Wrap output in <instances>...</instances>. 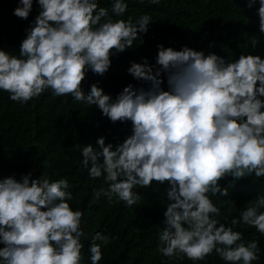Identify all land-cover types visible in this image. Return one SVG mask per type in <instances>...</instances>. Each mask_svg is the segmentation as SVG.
Returning <instances> with one entry per match:
<instances>
[{
    "label": "clouds",
    "instance_id": "clouds-1",
    "mask_svg": "<svg viewBox=\"0 0 264 264\" xmlns=\"http://www.w3.org/2000/svg\"><path fill=\"white\" fill-rule=\"evenodd\" d=\"M257 2L264 34V0H246L249 9ZM36 3L38 15L25 29L19 54L0 48V91L20 105L46 92L53 98L70 96L98 108L112 124L130 122L131 134L115 147L105 136L95 147L84 146L80 163L89 179L102 177L108 184L109 206L132 208L141 200L135 189L167 184V227L157 251L169 261L186 258L196 264L213 252L225 264L258 261L259 241L245 243L233 228H255L264 236V195L249 201L227 226L211 197L229 195L221 185L228 178L264 177V58L241 53L226 60L214 52L161 44L155 65L145 58L127 69L147 88L129 84L113 99L97 83L85 91L83 82L89 71L103 77L111 58L132 49L134 41L142 44L139 34L147 33L151 17L113 19L99 0ZM32 8L33 0H18L13 15L28 20ZM127 8L123 0H114L112 13L121 17ZM68 189L67 177L32 179L29 172L20 180L0 178V264H82V240L88 234L81 226L83 212L69 204L74 197ZM114 239L102 232L91 236V264H99L102 247Z\"/></svg>",
    "mask_w": 264,
    "mask_h": 264
},
{
    "label": "trees",
    "instance_id": "trees-1",
    "mask_svg": "<svg viewBox=\"0 0 264 264\" xmlns=\"http://www.w3.org/2000/svg\"><path fill=\"white\" fill-rule=\"evenodd\" d=\"M113 2L99 0V6L106 8L113 19L127 20L132 16L135 21L140 15L148 14L151 17L148 31L139 34L142 44L134 41L132 49L111 58V67L103 77L89 71L83 82L85 91L90 90L92 83H97L105 94L115 99L129 84L147 88L145 82L135 80L127 69L132 62L143 63L145 58L150 65H155L158 45L161 44L175 50L187 46L203 50L206 55L214 52L226 60L238 59L241 53L264 58V34L259 32L258 2L249 9L246 0H162L159 5H151L147 0L144 3L123 0L128 8L121 17L112 13ZM17 6L18 0H0V48L12 55L19 54L25 29L38 15L36 0H33L28 20L13 15ZM256 40L258 43L253 47ZM163 87L167 90L166 83ZM130 134V122L112 124L98 108L73 102L70 96L53 98L46 92L20 105L11 101L8 93L0 91V178L12 176L20 180L29 172H32V179L41 174L51 181L68 178V191L74 197L69 204L73 210L83 212L81 226L88 234V238L82 240V264H91L88 245L95 232L116 237L102 247L103 259L99 264H193L186 258L169 261L157 251L160 234L167 227L163 223L167 184L158 188L153 183L151 188L135 189L141 193V200L132 208L125 207L123 203L109 206L105 195L108 184L102 177L95 181L89 179L80 163L82 148L89 144L95 147L98 137L105 136L106 143L115 147ZM221 185L229 195H217L211 199L221 209L218 219L226 226L233 217H240L249 201L264 195V177L257 179L253 175L235 182L228 178L221 181ZM225 200L233 203H224ZM233 230L243 233L245 243L252 239L259 241L260 258L252 264H264V236L247 226H237ZM196 264L225 262L213 252L205 261H197Z\"/></svg>",
    "mask_w": 264,
    "mask_h": 264
}]
</instances>
